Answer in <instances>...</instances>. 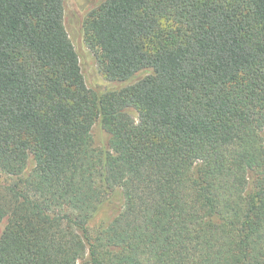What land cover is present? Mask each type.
<instances>
[{
    "label": "trees",
    "instance_id": "16d2710c",
    "mask_svg": "<svg viewBox=\"0 0 264 264\" xmlns=\"http://www.w3.org/2000/svg\"><path fill=\"white\" fill-rule=\"evenodd\" d=\"M85 37L131 84L87 87L64 0H0V264H264V0H106Z\"/></svg>",
    "mask_w": 264,
    "mask_h": 264
},
{
    "label": "rangeland",
    "instance_id": "374dc122",
    "mask_svg": "<svg viewBox=\"0 0 264 264\" xmlns=\"http://www.w3.org/2000/svg\"><path fill=\"white\" fill-rule=\"evenodd\" d=\"M106 0H64V24L72 44L80 59V66L87 87L91 90L104 93L110 90L121 89L131 83H114L108 81L99 69L96 54L89 48L85 37V23L91 12L99 8ZM95 148L102 150L109 147L110 136L97 122L92 130ZM32 167V166H31ZM114 206L106 205L92 221L94 227L112 215ZM7 220L0 223V238L6 228Z\"/></svg>",
    "mask_w": 264,
    "mask_h": 264
}]
</instances>
